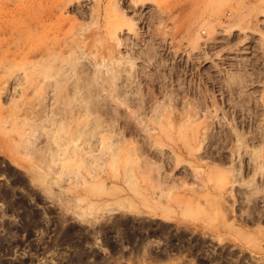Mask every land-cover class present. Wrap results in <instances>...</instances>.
<instances>
[{"label": "rangeland", "instance_id": "1", "mask_svg": "<svg viewBox=\"0 0 264 264\" xmlns=\"http://www.w3.org/2000/svg\"><path fill=\"white\" fill-rule=\"evenodd\" d=\"M263 111L264 0H0V264H264Z\"/></svg>", "mask_w": 264, "mask_h": 264}, {"label": "bare ground", "instance_id": "2", "mask_svg": "<svg viewBox=\"0 0 264 264\" xmlns=\"http://www.w3.org/2000/svg\"><path fill=\"white\" fill-rule=\"evenodd\" d=\"M34 1H35V0H34ZM46 1H47V0H46ZM28 3H29V2H28ZM28 3H27V4H28ZM31 3H32V2H31ZM38 3H40V2H38ZM40 5H41V4H40ZM29 6H31V5H29ZM44 6H45V5H44ZM53 6H54V4H53ZM31 7H32V6H31ZM31 7H30V9H32ZM35 8H36V7H35ZM38 8H40V6H39ZM45 8L48 9L47 6H45ZM45 8H44V10H45ZM38 10H39V9H38ZM40 10H41V9H40ZM40 10H39V11H40ZM42 10H43V9H42ZM42 10H41V11H42ZM51 10H52V9H51ZM30 11H31V10H30ZM36 11H37V10H36ZM41 11H40V13H41ZM49 11H50V10H47L46 13H44V11H43V13H42L40 16H37V15H35V14L31 16L29 11H27V12L25 11V12H26V13H25V14H26V15H25V16H26V18H25V26H24V27H25V31L23 32V35L25 36V38H24V39H25V44H26V43L28 44L27 50H30V48H32V46H33L32 42H34L35 40H39V39L42 38V35L45 34V33H44V34L42 33L43 30H45V28H48L49 30L52 31V30L56 29V26L60 25V24H58V23H60V22H57V20H55V21L53 20L52 15H51V12H49ZM37 12H38V11H37ZM37 14H38V13H37ZM52 14H53V13H52ZM57 17H58V16H57ZM64 20H65V19H64ZM62 22H63V21H62ZM31 23L33 24V27H32V28L30 27ZM56 32H57V31H56ZM53 34H54V33H53ZM56 34H57V33H56ZM82 35H83V34H82ZM82 35H81V37H82ZM56 37H57V36H56ZM81 37H79V38H81ZM86 37L88 38V35H87ZM91 37H92V35H91ZM47 38H48V37H47ZM82 38L84 39L85 36H83ZM82 38H81V39H82ZM81 39H80V41L83 40V39H82V40H81ZM45 40H46V39H45ZM58 40H59V39H58ZM58 40H56V41H58ZM84 40H85V39H84ZM84 40H83V41H84ZM59 41H60V40H59ZM37 42H38V41H37ZM43 42H45V41H43ZM54 42H55V41H54ZM54 42H51L49 45H48V42H47V45L50 46V51H51V52H52V49H53L54 46H55ZM38 43H39V42H38ZM41 43H42V42H41ZM47 45H46V46H47ZM75 45H76V44H75ZM57 46H59V45H56V48H57ZM76 46H77V45H76ZM71 47H72V46H71ZM77 47H78L80 50H81V48H82V47L80 48V46H77ZM77 47H76V48L73 47V48L75 49L74 51H76ZM83 47H84V46H83ZM35 48H36V45H35ZM23 49H24V48H23ZM54 49H55V48H54ZM34 50H35V49H34ZM42 50H43V49H42ZM47 50H48V49H47ZM35 51H38V48H37ZM39 52H40V51H39ZM51 52L49 53V55H51V56H52V53H53V52H54L53 54H55V52H56V54H55L56 56L53 55V56H55V58H56V57H57V50H56V51L53 50V52H52V53H51ZM81 52H82V51H81ZM76 53H77V52H76ZM26 55H27V54H26ZM34 55H35V54H34ZM36 55H37V54H36ZM47 55H48V53H47ZM47 55H46V56H47ZM58 55H59V54H58ZM28 56H29V55H28ZM37 56H40V57L38 58V57H34V56H33V59H31V60H32L31 62H30V60H27L28 63L25 62V61H24V63H26V64H28V65H29V64L31 65V63L33 62V63L35 64L36 62L38 63L39 59L42 58L43 60H46V61L44 62V61L41 59V61H40L41 63L39 62V64L41 65V64H44V63L46 64V63H47L48 65H47V64H46V65H45V64H44V65H41V66L44 67V68H46L47 66H50L49 63H50V61H52V58H50L51 56H49V57L47 56L49 59H51L50 61L47 60L48 58H46L45 54H44V58H45V59L43 58V55L40 54V53H39ZM53 56H52V57H53ZM71 56H72V55H71ZM35 58H36V59L38 58V61L35 60ZM53 58H54V57H53ZM55 58H54L53 60H57V58H56V59H55ZM58 58H59V57H58ZM74 58H75V57L73 56V61H74ZM26 59H27V57H26ZM59 59H60V58H59ZM59 59H58V60H59ZM68 59H71L70 61L72 62V58H71V57H70V58L68 57ZM64 60H67V59H64ZM34 61H36V62H34ZM42 61H43L44 63H42ZM47 61H48V62H47ZM53 62H54V61H53ZM61 62H62V61H61ZM63 62H64V61H63ZM37 63H36V66H34L35 69H36V68H39V66H40L39 64H38L39 66H37ZM68 63L70 64V62H68ZM34 64H32V65H34ZM62 64H63V63H62ZM74 64H75V63H74ZM32 65H31V67H32ZM60 65H61V63H60ZM70 65H71V64H70ZM72 65H73V63H72ZM41 66H40V67H41ZM45 66H46V67H45ZM52 66H53V65H52ZM58 66H59V65H58ZM61 66H62V65H61ZM27 67H29V66H27ZM54 68H55V67H54ZM56 68H57V66H56ZM60 68H61V67H60ZM62 68H63V67H62ZM72 68H73V67H72ZM35 69H34V71H35ZM63 69H64V68H63ZM63 69H62V74H63V71H64ZM29 70H32V69L29 68ZM36 70H37V69H36ZM39 70H43V68H42V69H39ZM59 71H60V69H59ZM59 71L57 70V71H55V72H59ZM75 71H76V69H75ZM32 72H33V71H32ZM32 72H30L31 74L29 73V75H33ZM37 72H38V70H37ZM44 72H45V71H43L42 73H43V75L46 77L47 75H45L46 73H44ZM64 72H65V71H64ZM39 73H40V71H39ZM42 73H40L39 75H41ZM76 73H77V72H76ZM80 73H81V72H80ZM64 74H65V73H64ZM64 74H63V75H64ZM66 74H67V73H66ZM34 75H35V74H34ZM49 75H50V74H49ZM55 75H56V74H55ZM59 75H61V74H59ZM59 75H58V77H59ZM74 75H75V74H74ZM76 75H77V74H76ZM56 76H57V75H56ZM61 76H62V75H61ZM64 76H65V75H64ZM42 77H43V76H42ZM51 77H52V75H51ZM48 78H50V77L48 76ZM52 78H54V77H52ZM85 78H86V77H85ZM96 78H97V77H95V80H97ZM116 78H117V77L113 75L112 77H110V78H108V79H105V81H106L105 83H107V84H106V85H107V88H106V86L104 85V86H105V90L108 91V90L110 89V91H111L112 93H113V91H116V92L118 91V90L115 89V86L117 85V84L115 83V79H116ZM43 79H44V78H43ZM45 79H46V78H45ZM61 79H63V78H61ZM78 79H79V78H78ZM93 79H94V78H93ZM54 80H55V79H54ZM59 80H60V79H59ZM79 80H80V79H79ZM85 80H86V79H85ZM95 80H94V81H95ZM102 80H103V79H102ZM60 81H61V80H60ZM62 81H63V80H62ZM80 81H81V80H80ZM88 81L90 82V80H88ZM91 81H92V79H91ZM55 82H57V81L55 80ZM76 82H77V81H76ZM81 82H82V81H81ZM100 82H102V81H100ZM103 82H104V81H103ZM116 82H117V81H116ZM83 83H85V81H84ZM96 83H97V82H96ZM97 84H98V83H97ZM115 84H116V85H115ZM76 85H77V84H76ZM86 85H87V84H86ZM90 85H91V84H90ZM99 85H101V84H99ZM55 86H56V85H55ZM61 87H62V86H61ZM61 87H60V88H61ZM102 87H103V84H102ZM57 88H59V87H57ZM60 88H59V90H60ZM79 88H80V87H79ZM92 88H93V87H92ZM92 88H91V89H92ZM99 88H100V87H99ZM103 88H104V87H103ZM97 89H98V88H97ZM100 89H101V88H100ZM59 90L57 89V91H59ZM73 90H74V88H73ZM75 90H77V89L75 88ZM78 90H79V89H78ZM96 91H97V90H96ZM102 91H103V90H102ZM81 92L83 93V91H81ZM85 92H86V91H85ZM89 92H90V91H89ZM89 92H88V93H85L84 95L89 94ZM92 92H93V91H92ZM108 92H109V91H108ZM120 92H121V91H120ZM59 93H60V91H59ZM93 93H94V92H93ZM96 93H97V92H96ZM112 93H110V95H112ZM57 94H58V93H57ZM72 94H73V93H72ZM117 94H118V93H117ZM117 94L114 93V96L117 95ZM87 96H88V95H87ZM87 96H84V97L86 98ZM91 96H92V95H91ZM118 96H119V95H118ZM84 97H83V98H84ZM93 97H94V96H93ZM112 97H113V95H112ZM80 98H81V96H80ZM83 98H82V99H83ZM114 98H116V97H114ZM74 99H75V98H74ZM247 99H248V98H247ZM245 100H246V99H245ZM79 101H80V100H79ZM247 101H248V100H247ZM95 102H96V101H95ZM243 102H244V101H243ZM85 103H86V101H85ZM85 103H84V100H83V104H85ZM89 103H90V102H89ZM247 103H248V102H247ZM66 104H67V103H66ZM90 104H91V103H90ZM98 104H99V103H98ZM254 104H255V103H254ZM88 105H89V104H88ZM238 105H239V104H238ZM258 105H259V104H258ZM86 106H87V104H86ZM87 107H88V106H87ZM93 107H94V106H93ZM254 107H255V106H254ZM78 108H79V107H78ZM95 108H96V106H95ZM85 109H86V108H85ZM89 109H90V108H89ZM93 109H94V108H93ZM93 109H92V110H93ZM97 109H98V107H97ZM94 111H96V110H94ZM99 112H100V111H99ZM107 112H108V111H107ZM96 113H97V112H96ZM169 113H170V112H169ZM169 113H168V114H169ZM263 113H264V111H263ZM191 114H192V113H191ZM191 114H190V115H191ZM250 115H251V114H250ZM253 115H254V114H252V116H253ZM84 116L86 117V115H84ZM91 116H92V114H91ZM157 116H159V115H157ZM164 116H165V115H164ZM188 116H189V115H188ZM192 116H193V115H192ZM192 116H191V118H192ZM254 116H255V115H254ZM161 117H162V116H161ZM166 117H167V116H166ZM189 117H190V116H189ZM80 118H82V117H80ZM87 118H88V117H87ZM93 118H94V117H93ZM186 118H187V117H186ZM47 119L49 120V121H47V122H49L50 125L52 126L53 123L51 124V122H50V120L52 119V117H51V119H49V118H47ZM63 119H64V118H63ZM94 119H95V118H94ZM155 119H156V118H155ZM157 119L159 120V117H158ZM161 119H163V118H161ZM165 119L168 120V122H166V123H168L170 126L173 125V122H174V121H172L173 119L169 120L168 117L165 118ZM184 119H185V118H184ZM187 119H188V118H187ZM158 120H157V121H158ZM179 120H180V119H179ZM188 120H189V119H188ZM188 120H187V121H188ZM63 121H64V120H63ZM157 121H156V122H157ZM182 121H184V120H182ZM52 122H53V121H52ZM57 122H59V121H57ZM158 122H159V121H158ZM179 122H180V121H179ZM184 122H185V121H184ZM93 123H94V121H93ZM100 123H101V121H100ZM159 123H160V122H159ZM159 123H158V124H159ZM185 123H186V122H185ZM28 124H29V123H28ZM59 124H60V123H59ZM96 124H98V122H96ZM53 125H54V124H53ZM101 125H102V123H101ZM155 125H156V124H155ZM160 125H161V123H160ZM206 125H207V124H206ZM212 125H213V124H212ZM28 126H29V125H28ZM56 126H57V125H56ZM56 126H55V127H56ZM97 126H99V124H98ZM170 126H169V127H170ZM180 126H181V125H180ZM209 126L211 127V125H208V126H206V128H209V129H210ZM100 127H101V126H100ZM158 127H159V126H158ZM161 127L163 128V126H161ZM181 127H182V126H181ZM184 127H185V125H184ZM29 128H30V127H29ZM35 128H36V127H35ZM97 128H98V127H97ZM38 129H39V128H38ZM59 129H61L60 131L63 132V128H59ZM59 129H58V131H59ZM185 129H186V128H185ZM211 129H212V128H211ZM31 130H32V126H31ZM33 130H34V129H33ZM33 130H32V131H33ZM93 130L95 131V129H93ZM93 130H92V131H93ZM205 130H206V129H205ZM32 131H31V132H32ZM82 131L85 132L86 130H83V129H82ZM87 131H89V132L91 133L90 130H87ZM29 132H30V131H29ZM29 132H28V133H29ZM34 132H36V130H35ZM34 132H33V133H34ZM64 132H66V131H64ZM64 132H63V133H64ZM78 132L80 133V131H78ZM78 132H77V133H78ZM89 132H88V133H89ZM208 132H209V131H208ZM234 132H235V131H234ZM77 133L75 132L74 134H77ZM79 133H78V134H79ZM90 133H89V134H90ZM34 134H35V133H34ZM65 134H66V133H65ZM70 134H71V133H70ZM84 134H85V133H84ZM86 134H87V132H86ZM95 134H96V132H95ZM72 135H73V134H72ZM81 135H83V134H81ZM81 135H80V136H78V135H74V139H73V140L70 139V140H72L73 143H74V142H77V139H79L78 137H81V138H82ZM87 135H88V134H87ZM87 135H86V136L84 135V137H87ZM234 135H235L236 140H237V141H236V140H235V141H236L237 143H238V142L241 143V144H240V145H241V148L244 149V148L246 147V145H245V147H244V146L242 145V142H241V139H242L243 136L241 135V138H240V133H237V132H235ZM77 136H78V137H77ZM90 136H91V135H90ZM93 136H94V135H93ZM170 136H171V135H170ZM213 136H214V135H213ZM71 137H73V136H71ZM76 137H77V138H76ZM168 137H169V136H168ZM205 137H206L205 139H207V136H206V135H205ZM208 137H209V135H208ZM224 137H225V136H224ZM60 138H61V137H60ZM157 138H158V137H157ZM225 138H227V137H225ZM63 139H65V138H63ZM82 139H83V138H82ZM86 139H87V138H86ZM86 139L84 138L82 141L85 142ZM108 139H109V138H108ZM110 139H111V137H110ZM195 139H196V138H195ZM211 139H212V138H211ZM245 139H246V138H245ZM245 139H244V140H245ZM254 139H255V138H254ZM61 140H62V139H61ZM66 140H67V138L65 139V142H67ZM70 140H69V142H70ZM159 140H160V138H159ZM201 140H202L201 142L205 141L204 139H201ZM207 140H209V139H207ZM207 140H206V141H207ZM225 140H226V139H225ZM244 140H242V141H244ZM63 141H64V140H62L61 142H63ZM109 141H110V140H109ZM155 141H156V140H155ZM58 142H60V141H58ZM111 142H112V141H111ZM218 142H219V141H218ZM73 143H71V144H73ZM157 143H158V142H157ZM245 143H246V142H245ZM245 143L243 142V144H245ZM74 144H75V143H74ZM219 144H220V143H219ZM61 145H64V144H61ZM61 145H60V146H61ZM68 145H69V144H68ZM76 145H77V144H76ZM226 145H227V144H226ZM238 145H239V144H238ZM240 145H239V146H240ZM26 146H27V145H26ZM26 146H24V148H25ZM110 146H111V145H110ZM77 147H78V145H77ZM155 147H156V146H155ZM58 148H60V147H58ZM73 148H74V147H73ZM202 149H203V148H202ZM242 149H241V150H242ZM57 150H58V149H57ZM72 150H73V149H72ZM60 151H61V150H60ZM68 152H70V149H69ZM56 153H57V152H56ZM58 153H59V152H58ZM230 153H231V152H230ZM230 153H229V156H230ZM235 153H236V152H235ZM74 154H75V152H74ZM86 154H87V153H86ZM110 154H111V153H110ZM238 154H239V153H238ZM258 154H259V151H253L252 153L249 154L250 156H252V159L254 158V159L252 160L253 164H255L254 167L252 166V168H254V169H253V171H254V174H253V175H254V176H255V175H258L259 173L262 174L261 172L264 170V166H263V165H258L259 162H258V163H257V162L254 163V162L256 161L257 157H258ZM69 156H71V154H70ZM69 156H68V158H69ZM72 156H77V155H72ZM72 156H71V157H72ZM111 156H112V155H110V157H111ZM115 156H116V155H115ZM242 156H243L242 154L239 155V157H241V160H242ZM66 157H67V155H66ZM108 157H109V156H108ZM50 158H51V157H50ZM111 158H112V157H111ZM113 158H114V157H113ZM51 159H52V158H51ZM110 160H111V159H110ZM113 160H114V159H113ZM51 161H53V160H51ZM219 161H220V160H219ZM224 162H225V161H224ZM231 162H232V161H231ZM220 163H222V162H220ZM253 164H252V165H253ZM228 165H229V164H228ZM237 166H238V167H236V170H235L236 173H235V175L232 173V174L236 177V179H237L238 176L241 177V174H242V165H240V166L237 165ZM233 168H234V167H233ZM199 169H200V168L196 169V171L199 170ZM228 169H230V166H229ZM231 170H232V169H231ZM233 172H234V171H233ZM198 173H200V172H198ZM231 176H232V175H231ZM254 176H253V178L250 177V179L248 178V180H246V179L244 180V181H246V182H245V184H246V188H247L248 186H251V187H250V190H251V188H252L251 191H252V192L254 191L253 193H255V191H256V192H259V191H260V188H259L260 186H258L259 184H257L256 182H254V180H255V179H254V178H255ZM260 176H261V175H260ZM240 177H239V178H240ZM233 178H234V177H233ZM231 179H232V178H231ZM234 179H235V178H234ZM234 179H233V181L236 180V179H235V180H234ZM240 179L242 180L243 177L240 178ZM231 181H232V180H231ZM233 181H232V183H233ZM244 181H243V182L241 181L242 183H241V182H240V183L243 184ZM237 183H238V182H237ZM255 183H256V184H255ZM259 183H260V182H259ZM157 184H158V183H157ZM195 184H198V182L195 183ZM224 185H225V184L223 183L220 187H218V188L212 187V189H213V190L215 189L217 193H220V192H221V188H222ZM260 185H261V184H260ZM190 186H191V185H190ZM195 186H197V185H195ZM164 187H165V186H164ZM166 187H167V186H166ZM166 187H165V188H166ZM173 187H174V186H173ZM173 187H172V188H173ZM187 188H188V187H187ZM187 188H186V189H187ZM248 188H249V187H248ZM188 189H189V188H188ZM188 189H187V191H188ZM191 189H192V187H191ZM169 190H171V186H170V188H167V189H166V192H164V193H165V194H169V192H170ZM193 190H194V192H195V191L197 192V190H195V189H193ZM200 190H202V191H208L207 186H206V187H205V186H204V187H200ZM190 191H191V190H189V192H190ZM202 191H201V192H202ZM162 192H163V191H162ZM252 192H251V193H252ZM162 194H163V193H161V195H162ZM192 194H193V193H192ZM204 194H205V192L203 193V196H204ZM255 194H256V193H255ZM205 195H208V193H206ZM218 195H219V194H218ZM162 196H163V195H162ZM248 196H252V195H251V194H250V195L248 194ZM248 196H247V199H248V198H251V197H248ZM165 197H166V196H165ZM208 198H209L208 196H207V197L205 196V203H207L208 205H210V207H211L212 205H214V206L217 208L218 212L223 216L224 214H223V212L221 211L222 209H220L219 207L216 206V205L220 202V198L218 197V198H214V199H211V200H209L210 198H209V199H208ZM221 201H222V200H221ZM167 202H168V200H167ZM207 204H206V207H207ZM221 204H222V203H221ZM222 206H223V205H222ZM212 207H213V206H212ZM210 209H211V208H210ZM228 211H229V210H228ZM227 213H228V212H227ZM251 219H252V218H251ZM253 219H254V218H253ZM259 230L261 231L262 229H259ZM240 231H242V229H241ZM257 231H258V230H257ZM260 231H259V232H260ZM242 233H243V232H242Z\"/></svg>", "mask_w": 264, "mask_h": 264}]
</instances>
